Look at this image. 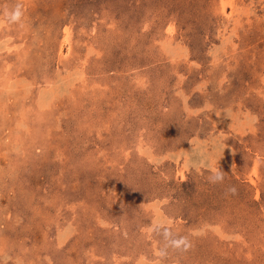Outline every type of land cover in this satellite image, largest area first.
<instances>
[{
	"label": "rangeland",
	"instance_id": "374dc122",
	"mask_svg": "<svg viewBox=\"0 0 264 264\" xmlns=\"http://www.w3.org/2000/svg\"><path fill=\"white\" fill-rule=\"evenodd\" d=\"M165 229L163 264H264V0H0V264H157Z\"/></svg>",
	"mask_w": 264,
	"mask_h": 264
},
{
	"label": "clouds",
	"instance_id": "9594fccd",
	"mask_svg": "<svg viewBox=\"0 0 264 264\" xmlns=\"http://www.w3.org/2000/svg\"><path fill=\"white\" fill-rule=\"evenodd\" d=\"M22 17V11L17 6L14 10L8 13V21L10 23L19 22ZM209 183L213 185L217 184H223L225 179V173H223L221 170L216 169L213 171V173L209 176ZM236 189L234 187H228L226 189L225 195H235ZM164 235L166 237L167 242L159 249L158 256L159 260L157 261V264H163V261L167 259L169 256L170 251L171 252H186L188 248L191 247V244L187 237H179L174 238L173 234L170 230L165 229Z\"/></svg>",
	"mask_w": 264,
	"mask_h": 264
}]
</instances>
